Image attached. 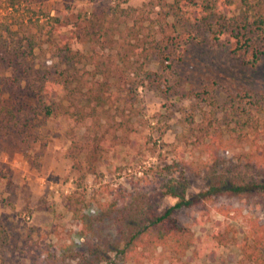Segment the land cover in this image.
<instances>
[{"label": "rangeland", "instance_id": "rangeland-1", "mask_svg": "<svg viewBox=\"0 0 264 264\" xmlns=\"http://www.w3.org/2000/svg\"><path fill=\"white\" fill-rule=\"evenodd\" d=\"M171 2L22 0L8 12L6 0H0V27L8 24L15 32L20 22L31 20L42 29H33L32 33L38 38L36 69L46 71L56 63L48 38L57 42L68 38L75 52L97 58L104 55L119 66L123 64L120 58L125 59L127 66L123 68L145 78L138 99L129 98L119 106L114 103L112 117L98 133L105 136L107 147L96 162L97 171L86 176V167L81 162L77 165L79 160L72 157V141L66 133L69 125L63 118H53L41 129H33L28 138L0 120V264H30L34 253L41 251L56 254L58 264H118L120 258L115 253H108L106 258L103 255L110 237L97 240L80 235V224L66 207L67 197L76 192L83 195L85 207L95 215L106 186L131 189L146 168L173 163L185 170L188 196L204 192L202 168L207 155L198 143V134L211 123L227 132L236 159L243 158L242 153L255 145L253 141L264 144V122L254 112L258 109L256 98L264 96V58L254 67L244 65L226 47L216 44V27L196 21L195 13L185 24L171 17ZM24 30L19 37L25 36ZM155 31L158 40L163 38V43L156 46L161 48L172 38H193L188 46H175L170 70L150 55ZM7 36L3 34V38ZM10 70L0 67V80L8 78ZM145 74H151V78ZM23 94L17 90L18 106L23 104ZM245 120L249 127L257 126L258 133L251 132ZM121 121L128 128L126 133L117 126ZM93 125L87 121L78 127V134L92 135ZM242 162L245 164L244 158ZM230 165L234 171L236 161ZM174 202L166 197L156 202V207L163 211ZM250 206V212L227 216L211 207L203 211L199 207L184 208L176 213L179 223L190 228L204 247L215 248H209L199 264H239L243 260L239 246L217 245L213 234L229 230L242 242L248 219H264L260 197L250 198ZM155 256H159L157 264H171L162 247ZM182 262L196 264L192 249ZM142 263L156 264L147 258Z\"/></svg>", "mask_w": 264, "mask_h": 264}, {"label": "trees", "instance_id": "trees-1", "mask_svg": "<svg viewBox=\"0 0 264 264\" xmlns=\"http://www.w3.org/2000/svg\"><path fill=\"white\" fill-rule=\"evenodd\" d=\"M170 1L171 17L185 24L191 22L195 13L196 21L216 27L213 32L216 44L226 47L244 65L254 67L264 58V0ZM6 2L5 10L9 12L21 5L22 0ZM19 25L20 29L15 32L8 24L0 27V67L11 69L10 76L0 80V120L16 129L21 137L28 138L33 129H41L42 124L53 118H63L69 125L66 133L72 141L74 161L79 160L77 165L81 162L86 167L85 176L95 173L96 162L108 143L103 134H98L100 129L112 117L114 103L119 106L129 98L138 99L139 88L145 84L144 76L123 68L127 66L125 59L120 58L123 64L119 66L117 61L107 60L104 55L97 58L75 52L68 38L61 42L48 38L49 51L56 63L46 71L36 69L38 38L32 33L40 26H34L31 20ZM23 28L25 36L19 37ZM157 32L151 38L154 47L150 55L156 56L170 70L175 46H188L193 38L177 41L172 38L161 48L156 47L163 43V38H156ZM3 34H8V38H3ZM78 64L82 67L78 68ZM145 75L151 78V74ZM17 90L24 93L21 106L17 104ZM256 101L258 109L254 112L264 122V96L257 97ZM87 121L94 122L91 126L94 132L79 135L78 127ZM116 123L124 133L128 131L123 121ZM245 124L250 123L246 121ZM249 128L258 133L257 126ZM198 135V143L204 146L203 152L207 155L202 168L206 182L204 192L188 196L185 170L173 163L146 168L143 175L132 182L131 189L106 186L95 215L85 207L83 195L76 192L66 198V207L79 222L82 237L97 240L110 237L104 244V258L108 253H115L120 258L118 264H129L130 260V264H143L144 258L157 264L159 256H155V251L162 247L163 253L170 256L171 264H185L182 258L191 249L199 264L206 251L215 248L204 247L190 228L179 223L176 217L179 210L199 207L202 211L214 209L227 216L231 212L252 211L250 198L258 196L264 203V144L253 141L255 145L242 153L245 159L242 164L243 158L233 156L230 137L222 126L211 123L201 128ZM233 159L236 169L231 171ZM166 197L175 199L174 204L158 211L156 202ZM248 223V232L242 242L229 230L215 232L213 240L221 246L230 243L239 246L243 253L239 264H264V219L251 217ZM111 227L115 230L109 231ZM30 264H58V257L50 252H36Z\"/></svg>", "mask_w": 264, "mask_h": 264}]
</instances>
